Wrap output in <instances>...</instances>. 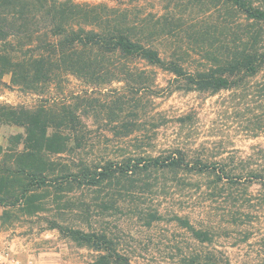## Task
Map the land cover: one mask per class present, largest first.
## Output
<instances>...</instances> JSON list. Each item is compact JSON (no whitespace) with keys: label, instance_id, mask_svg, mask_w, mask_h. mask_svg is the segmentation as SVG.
<instances>
[{"label":"trees","instance_id":"trees-1","mask_svg":"<svg viewBox=\"0 0 264 264\" xmlns=\"http://www.w3.org/2000/svg\"><path fill=\"white\" fill-rule=\"evenodd\" d=\"M161 1L166 3L161 15L132 18L127 7L103 2L0 0V87L37 96L30 106L0 102V125L22 130L0 144L1 223L13 216H36L44 229L99 252L91 264H131L105 229L85 230L62 221L68 212H90L88 200L75 197L76 192L92 191L96 208L103 212L148 185L144 182L153 175L182 172L210 178L201 185L210 196L242 183L261 185L259 196L247 189L240 193L245 199L235 224L244 228L245 240L251 237L254 222L247 218L256 201L264 202V171L243 173L225 161L192 159L180 143L157 155L120 160L97 162L81 155L85 118L100 112L137 114L146 89L155 96L226 91L237 100V108L252 114L250 135L264 133V0ZM172 38L177 47L162 54L160 46ZM155 68L171 75L166 88L157 89ZM6 75L8 82L2 79ZM67 77L80 80L83 87L66 91L62 83ZM113 80L122 84L123 92L96 103L89 94ZM130 126L135 124L122 123L126 134L132 132ZM199 216L194 221L176 213L173 219L197 242L214 243L219 227L204 211ZM150 217L157 220L162 214ZM183 259L184 264H230L220 250H189Z\"/></svg>","mask_w":264,"mask_h":264},{"label":"rangeland","instance_id":"rangeland-1","mask_svg":"<svg viewBox=\"0 0 264 264\" xmlns=\"http://www.w3.org/2000/svg\"><path fill=\"white\" fill-rule=\"evenodd\" d=\"M75 1L127 7L132 18L148 14L157 17L164 12L166 4L161 0ZM170 41L160 46L162 54L177 47L173 38ZM189 55L193 59L195 54L189 52ZM155 71L157 89L166 88L171 75L158 68ZM2 79L9 81L7 75ZM62 85H66V91L73 92L83 87L82 82L74 77H67ZM121 86L120 82L113 80L101 91L88 92L96 103L101 104L118 90L123 92ZM141 96L144 107L137 114L126 110L115 115L92 113L85 118L80 151L84 158L103 162L133 155H157L170 145L180 143L188 149L192 159L202 157L225 161L230 163L233 171L243 173L264 171V133L250 135L248 127L252 114L248 109L237 108V100L228 92L210 95L198 91H173L155 96L146 89ZM36 97L35 94L0 87V102L3 103L30 106ZM180 118L186 121L183 125L178 122ZM122 123L135 124L130 126L132 132L126 134ZM20 131L21 128L14 125H0V144L5 145L10 135ZM70 158L66 156V159ZM209 179L182 172L177 175L159 172L144 182L148 185L138 186L118 205L103 212L96 208L98 201L92 191L82 195L76 192L75 197L88 200L90 212H68L62 221L85 230L105 229L113 238L115 247L129 256L131 264H184V256L195 249L220 250L230 264H264V202L256 201L254 209L251 208L247 219H252L254 227L248 240L244 239V228L235 224L240 217V202L245 199L241 191L247 189V192L259 196L263 192L261 185L242 183L226 187L220 196H210L201 188L209 183ZM3 209L0 206V216ZM203 211L211 223L219 227L212 244L197 242L181 223L173 219L177 213L188 214L191 220L198 221ZM155 212L162 214V218L152 220L150 215ZM18 216L4 223L0 220V264H91L97 258L99 252L92 248L78 245L55 229H44L45 224L40 218Z\"/></svg>","mask_w":264,"mask_h":264}]
</instances>
